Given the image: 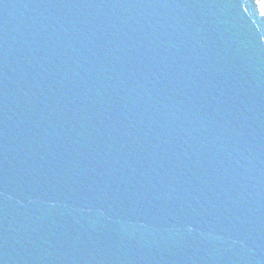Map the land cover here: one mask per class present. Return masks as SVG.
Masks as SVG:
<instances>
[{"label": "water", "instance_id": "obj_1", "mask_svg": "<svg viewBox=\"0 0 264 264\" xmlns=\"http://www.w3.org/2000/svg\"><path fill=\"white\" fill-rule=\"evenodd\" d=\"M0 264H264L258 0H0Z\"/></svg>", "mask_w": 264, "mask_h": 264}, {"label": "snow or ice", "instance_id": "obj_2", "mask_svg": "<svg viewBox=\"0 0 264 264\" xmlns=\"http://www.w3.org/2000/svg\"><path fill=\"white\" fill-rule=\"evenodd\" d=\"M261 4L264 5V0H260Z\"/></svg>", "mask_w": 264, "mask_h": 264}, {"label": "bare ground", "instance_id": "obj_3", "mask_svg": "<svg viewBox=\"0 0 264 264\" xmlns=\"http://www.w3.org/2000/svg\"><path fill=\"white\" fill-rule=\"evenodd\" d=\"M262 7H263V5H262Z\"/></svg>", "mask_w": 264, "mask_h": 264}]
</instances>
